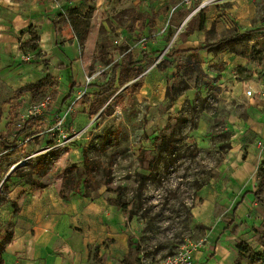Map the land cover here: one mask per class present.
Here are the masks:
<instances>
[{
	"label": "rangeland",
	"instance_id": "374dc122",
	"mask_svg": "<svg viewBox=\"0 0 264 264\" xmlns=\"http://www.w3.org/2000/svg\"><path fill=\"white\" fill-rule=\"evenodd\" d=\"M201 1L0 0V134L18 146L4 151L0 144L1 241L12 240L25 207L48 226L49 213L38 208L34 191L56 184L67 200L86 188L122 210L128 233L122 264H164L184 250L200 264L216 254L212 243L227 247L222 264L250 263L249 254L264 251V204L249 196L248 212L222 235L218 220L236 208L206 202L235 146L234 160L264 153L255 145L264 137L255 131L263 120L242 96L245 81L264 76V0H213L205 13L210 31L188 36L187 22L203 9ZM233 30L244 33L233 50L199 51L198 61L184 53L167 68L158 64L168 50L186 42L203 47ZM145 54L137 78L122 81L119 70L110 84L113 62ZM72 80L80 84L73 98L86 85L87 91L56 126L65 109L56 106ZM47 95L53 98L48 110L31 115ZM169 140L171 149H159ZM40 154L49 167L43 176L31 173ZM85 155L97 164L96 180ZM251 178L264 200V160Z\"/></svg>",
	"mask_w": 264,
	"mask_h": 264
},
{
	"label": "crops",
	"instance_id": "0c3cea01",
	"mask_svg": "<svg viewBox=\"0 0 264 264\" xmlns=\"http://www.w3.org/2000/svg\"><path fill=\"white\" fill-rule=\"evenodd\" d=\"M210 26L206 23L207 29ZM194 32L205 33V30L195 29ZM201 47L202 45L186 42L183 48L178 49ZM263 83L264 76L255 77L245 81V88L242 89L243 103L256 107L258 118L263 120L255 130L259 135L264 132V101L247 97L246 90L258 89ZM75 94L76 91L73 96ZM59 105L65 106L61 103ZM239 148L240 146L234 147L232 157L221 167L223 176L211 188V200H206L208 207L210 202L214 206L227 201L231 208H236L231 210L228 219L218 220L217 227L221 229L222 235L231 229L227 226L234 212L237 215L236 221L248 212V197H254L253 192L256 189L252 185L254 182L251 177L255 164L264 160V153L259 157L250 153L245 160L240 161L238 158L232 159ZM227 165L228 168H225ZM58 187L56 184L47 185L34 191L38 193L34 200L39 204L38 208L44 206V210L49 213L43 222L48 226H39L36 213L26 207L20 217L15 218L12 240L6 243L4 264H122L121 261L128 251L127 219L122 210L110 204L101 192L93 194L83 188L82 192H77L73 198L67 200L63 190ZM249 190L252 192L243 198L244 192ZM234 193L236 194L233 195ZM212 247L216 249V254L209 252L200 264H222L223 255H227V247L223 243H212Z\"/></svg>",
	"mask_w": 264,
	"mask_h": 264
},
{
	"label": "trees",
	"instance_id": "16d2710c",
	"mask_svg": "<svg viewBox=\"0 0 264 264\" xmlns=\"http://www.w3.org/2000/svg\"><path fill=\"white\" fill-rule=\"evenodd\" d=\"M207 8H204L202 10H200L198 12V14L196 16H193L188 22H187V27H186V32L187 35L189 36L190 34H192L195 29L198 30H206V25H205V13H206ZM197 17H201L200 22L198 23L196 28H191L190 26L195 22V20L197 19ZM206 31H210L206 30ZM185 32V33H186ZM231 32V31H230ZM244 33H240L239 30H233L230 34H228L227 36L221 37L219 38L217 41L212 42L210 44H205L202 48H196V49H186V50H179V49H174V50H168L162 60L159 61V65L162 64L163 68H167L169 62L175 60V57H178L181 54L184 53H190V57L192 60L198 61L199 60V51H213L215 48L216 49H224V48H231V50L234 49V45L236 43L237 40H240L243 37ZM148 56L145 54L143 55V57L139 60H130L127 59L124 62H119V61H115L111 64V80L109 81L110 84L113 83V81H115L117 78V72L120 70V76L119 79H121L122 81H129L132 80L134 78H137L138 75L140 74V71L137 68L138 62L142 63L144 61V59H147ZM108 82V83H109ZM80 84H77L75 81H71L69 83L68 86V92L67 94H65L61 100V105H65L67 106L71 99L72 96L74 94V92L76 91V88L79 87ZM30 87V86H29ZM54 98H56L58 96L57 92L54 91ZM120 94H118L116 96V98H119ZM166 96L167 97H171L173 99V96H171L170 94V88L169 86L167 87L166 90ZM99 95H97L94 99V101L92 102L93 105H95V102L98 100ZM105 104V100H102L101 102H98L99 106H102ZM92 112H96V109L98 108V106H92ZM34 116H32L31 118H29L28 120L24 121V124L22 125V127H20L17 131H16V139L19 136H22L27 129L32 125V123L34 122ZM17 140H13L10 141L6 135L0 134V144L2 146V149L4 151L7 150H14L16 151L18 146H17ZM174 143L172 140L169 141H164L163 144L159 147V149H171L173 147ZM84 162L86 163L87 166V170H88V175L93 179L96 180V170H97V164H91L88 160V157L85 155L84 156ZM49 169L48 165L44 162V155L40 154L37 156L36 162L35 164L32 166L31 169V173H39L41 176L45 175L47 173V170ZM109 177V176H108ZM104 184H107L106 182H103ZM102 183V184H103ZM71 184V183H70ZM77 188V187H76ZM250 192L252 191H245L243 194V198L244 196L248 195ZM254 197L255 199L261 203L264 204V200L260 197L259 195V191H254ZM236 214L235 212L233 213V216L230 220V222L228 223L227 228H231L235 221H236ZM11 240L8 238L9 242ZM7 242H3L0 240V264H4V253H5V248H6V243ZM247 251V249H246ZM245 252V251H244ZM249 258L251 260L250 263H246V264H264V251L263 252H259V251H254L252 254H249ZM14 264H19L14 263ZM237 264H243L241 262H238Z\"/></svg>",
	"mask_w": 264,
	"mask_h": 264
},
{
	"label": "built area",
	"instance_id": "2783aa9c",
	"mask_svg": "<svg viewBox=\"0 0 264 264\" xmlns=\"http://www.w3.org/2000/svg\"><path fill=\"white\" fill-rule=\"evenodd\" d=\"M194 1H197V0H181V4L190 5ZM212 1L213 0H202L200 5H199V9L206 7ZM175 9L176 8H174L173 10H175ZM93 77L94 76L86 78V80H85L86 83L88 84L90 81H92ZM86 86H85V90H82L79 95H77L75 98H72V100L70 101V103L67 106L63 107V108H65L62 110V112L64 114L60 115L59 118H57L56 124H55L56 126H60V125L65 123V119L67 118L68 114L71 112L73 106H75L77 101L82 99L84 94L86 93V91H87ZM246 96L249 98H259V99L264 101V83L258 89H253V88L247 89L246 90ZM52 102H53V98L51 95H47L43 99L35 102L33 104V109H36V113L31 114V115L37 116V115L41 114V113H37V112H40V110H39L40 108H42L41 112L47 111ZM56 107H59V109H61V106H59V105H57ZM255 145L258 148L263 150L264 149V137H258L255 141ZM164 264H194L193 258H192V253L189 250H184L179 255L177 254V255H174L172 257H169L164 262Z\"/></svg>",
	"mask_w": 264,
	"mask_h": 264
}]
</instances>
